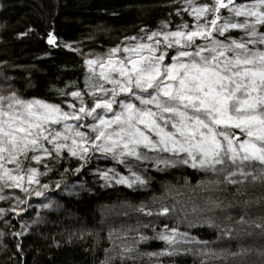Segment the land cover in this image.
Returning <instances> with one entry per match:
<instances>
[{"label":"snow or ice","instance_id":"snow-or-ice-1","mask_svg":"<svg viewBox=\"0 0 264 264\" xmlns=\"http://www.w3.org/2000/svg\"><path fill=\"white\" fill-rule=\"evenodd\" d=\"M188 3L192 26L185 22L176 30L130 37L136 43L88 59L85 90L70 93L79 107L67 102L72 111L14 92L0 95V189L29 192L43 174L33 162L47 169L45 160L59 159L65 150L81 160L89 152L110 153L121 164L129 157L149 160L148 152L169 153L157 164L175 167L179 162L224 174L231 184L249 177L264 182V0ZM232 30L242 35L234 37ZM48 42L54 44L55 37ZM86 95L92 97L90 104ZM132 175L134 181L121 177L117 182L128 187L147 183ZM35 195L43 192L35 190ZM245 222L243 217L238 221ZM231 231L224 235L231 237ZM159 239L177 242L175 234Z\"/></svg>","mask_w":264,"mask_h":264},{"label":"trees","instance_id":"trees-1","mask_svg":"<svg viewBox=\"0 0 264 264\" xmlns=\"http://www.w3.org/2000/svg\"><path fill=\"white\" fill-rule=\"evenodd\" d=\"M178 1L0 0V66L11 73L13 90L21 98L61 104L62 93L85 89L90 76L77 55L61 44L83 41L100 51L110 49L155 29ZM221 14L229 15L225 9ZM50 36L54 44L48 42ZM148 156L156 159L155 153ZM46 164L45 182L79 179L70 163ZM144 173L143 179L149 177L145 185L128 187L108 179L114 182L111 189L96 196L60 198L33 238L22 240L13 219L2 240L0 264H264V228L256 227L264 224V182L249 177L231 184L224 174L179 162L175 167L148 163ZM241 217L244 224L238 223ZM171 226L198 243L161 252L160 243L142 236ZM226 230H232L231 237L224 235Z\"/></svg>","mask_w":264,"mask_h":264},{"label":"rangeland","instance_id":"rangeland-1","mask_svg":"<svg viewBox=\"0 0 264 264\" xmlns=\"http://www.w3.org/2000/svg\"><path fill=\"white\" fill-rule=\"evenodd\" d=\"M193 2L197 5L207 4L206 0H193ZM253 4V3H252ZM251 5V4H246ZM170 13L169 18L160 21L155 29L150 31H143L134 37L145 36L146 33H151L157 30L167 31V30H176L178 25L183 23H188L189 26H192L195 23L194 17L190 13V7L188 0H180L176 3L169 5ZM185 9H189L186 11ZM234 19H243L242 17H234ZM203 22V20L201 21ZM168 25V28H164V25ZM236 31L239 35H242L240 30H232ZM223 39V37H221ZM136 43L133 40H122L119 43L114 44L110 49L117 46H125ZM66 50H69L77 55L80 59L82 67L88 70V66L86 61L88 59H95L97 57H102L106 53L109 52L110 49L106 50H97L94 47L87 46L83 41L74 42V43H63L61 44ZM14 78L11 73L6 70V67L0 66V95L9 96L14 92L12 82ZM79 90V91H84ZM77 91V90H76ZM15 93V92H14ZM71 93V92H70ZM70 93L64 97L62 100L61 106L65 108L67 111H72L71 108H68L67 102H72L79 107V102L75 100ZM84 99L87 103H91L92 97L90 95L84 96ZM74 123V122H71ZM49 147H51L49 145ZM147 151L145 149H141V151ZM148 154V153H147ZM156 159L154 160H144L136 161L135 158L129 157L125 158L127 160L126 164L119 163V158L113 159L112 155L109 153L106 156L101 154L100 152H89L87 154V160H81L77 157L71 156L66 150L63 153L62 157L59 159L51 158L46 159L45 163L51 161L54 165L59 166L64 162L70 163L74 166V173L79 179L75 181H50L45 182L43 178L45 176V172L43 170L42 165L35 164L33 162V166L39 169L40 173H43L38 178L40 180V184H32L29 187V192L21 191L19 188H2L0 189V196L4 197L0 199V249L3 248L2 240H4L9 232L12 230V221L16 219L19 225L20 233L19 236L22 240L27 238H33L37 234V229L46 224L48 214L53 211V209L59 205V200L62 197L74 198L79 194L84 195H98L105 189H111L113 181H118L121 177L130 180L134 176L132 172H135L137 175H143L145 167L150 163L151 165H155L157 162V158L160 156L168 157L169 153H155ZM146 162V163H145ZM131 168L132 171H129ZM79 169V171H77ZM113 172V178L105 179L102 175L103 173ZM209 172V171H207ZM258 173V172H257ZM108 177V176H107ZM146 181L149 180L148 175H144ZM216 180H221L218 178ZM54 185V188H51L50 185ZM114 183V182H113ZM47 184L49 187L47 189L43 188L42 185ZM56 188V189H55ZM35 190H39L43 192L42 196L37 197L35 195ZM49 205V207H44V205ZM173 229L175 227H161L158 230L150 231L146 234H142L145 238H152L161 244V252H168L171 248L181 245V244H189L193 242H197L196 239L187 236L179 235L178 231L173 233ZM160 234L166 235H176L177 242L174 244H169L167 241L159 239ZM198 243V242H197Z\"/></svg>","mask_w":264,"mask_h":264}]
</instances>
